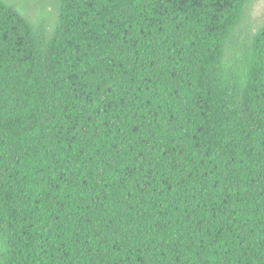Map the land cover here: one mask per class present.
<instances>
[{
	"label": "trees",
	"instance_id": "16d2710c",
	"mask_svg": "<svg viewBox=\"0 0 264 264\" xmlns=\"http://www.w3.org/2000/svg\"><path fill=\"white\" fill-rule=\"evenodd\" d=\"M254 1L0 0V264H264Z\"/></svg>",
	"mask_w": 264,
	"mask_h": 264
},
{
	"label": "rangeland",
	"instance_id": "374dc122",
	"mask_svg": "<svg viewBox=\"0 0 264 264\" xmlns=\"http://www.w3.org/2000/svg\"><path fill=\"white\" fill-rule=\"evenodd\" d=\"M20 4L25 14L34 21L47 19L51 23L53 11L47 0H10ZM45 7V12L42 9ZM251 18L254 25L264 22V0H255L252 5Z\"/></svg>",
	"mask_w": 264,
	"mask_h": 264
}]
</instances>
